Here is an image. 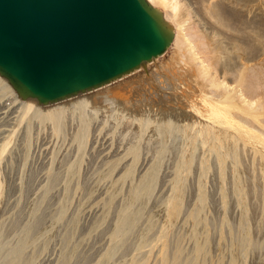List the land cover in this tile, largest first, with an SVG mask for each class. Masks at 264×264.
Here are the masks:
<instances>
[{"label":"bare ground","instance_id":"obj_1","mask_svg":"<svg viewBox=\"0 0 264 264\" xmlns=\"http://www.w3.org/2000/svg\"><path fill=\"white\" fill-rule=\"evenodd\" d=\"M148 1L175 37L145 66L48 105L20 99L0 76L9 118L0 142V264H40L60 227L67 237L59 264H70L95 195L99 218L90 231L106 221L110 231L93 264H264V0ZM152 66L161 73H149ZM38 144L49 158L34 206L60 187L58 209L44 229L31 219L15 230L13 212L2 209L10 197L4 168L20 152L26 178ZM157 189L164 196L153 203Z\"/></svg>","mask_w":264,"mask_h":264},{"label":"water","instance_id":"obj_2","mask_svg":"<svg viewBox=\"0 0 264 264\" xmlns=\"http://www.w3.org/2000/svg\"><path fill=\"white\" fill-rule=\"evenodd\" d=\"M174 37L148 0H0V76L48 105L145 66Z\"/></svg>","mask_w":264,"mask_h":264},{"label":"rangeland","instance_id":"obj_3","mask_svg":"<svg viewBox=\"0 0 264 264\" xmlns=\"http://www.w3.org/2000/svg\"><path fill=\"white\" fill-rule=\"evenodd\" d=\"M158 64L160 65V63H158ZM148 72L151 73L152 75H156L157 73L160 72V69L157 68V66H152L151 68L148 69ZM10 102H11V100L8 99L5 102V104L9 105ZM2 111H3V109H0V113ZM8 119L9 118L5 117V115L4 114L2 115V113H1V115H0V142L1 143L4 140L3 137L4 138L6 137V136H3V135L5 133L7 134L6 128L8 129V126H7ZM4 129L6 130V132H5ZM38 146H40V145L38 144L37 147ZM37 149H39V147ZM34 150H36V149H34ZM34 150L32 151V155H35V153H37V154L35 155V157L34 156H31V159L33 157L34 160L32 159L33 161L31 160L28 163L29 166L26 165L29 169L27 167H25V165H24V167L26 169H28V170H26L24 168L25 169V173L24 174H26L25 175L26 178L23 177L24 180L21 179L22 177L20 178V176H19V174H21V176H23V174H22L24 172V170L22 169L23 166L22 165H19L17 163L22 158V156H21V158H20V156H16V155H19L20 152H17V154H15V156L18 157V158H14L15 156L13 157L14 160H12L13 162L10 163V164H13V165H11L12 168L7 167V166H6V168H4V170L7 169V171H5V175L7 174V176H5V178L7 177L6 178L7 181L4 178V180H5L4 183L6 182L5 190L6 191L7 190H10L9 192L7 191L8 193L6 192L7 195L10 196L9 197L10 199L7 197L8 198L7 200H9V201H7L6 200V197H5V200H6L5 201V204L7 202H9V203H8V206L6 205L5 207H4V204H3V208L2 209L5 208L6 210H8L9 213L10 212L11 213L13 212L12 214L10 213L11 214L10 218L12 217V215H14L13 216L14 218L13 219L11 218L10 221L9 220L8 221L11 222V223H12L11 220L16 221L15 223H12L14 225L12 228H15V230L20 229V227H22V224H26L27 222L30 223L29 221H31V219H32V222L31 223H33L34 230H36L35 229L36 227L38 228L39 226L41 227L42 225H43L42 226L43 228L42 227L41 228L44 229L45 228L44 225L47 224L49 226L50 225V224H48V222H50L49 219L51 220V216L52 215L54 216V214L57 212V210H53V209L54 208L58 209V201H57V198L59 200V194L58 193H60V187L58 188L59 190L56 188L50 195H48V198H46V201L45 202H44L45 199L42 200L44 202V204L37 205V206L35 205L34 206L36 200H39L37 198H40V197H38V194L41 193V192L38 193V190L37 189H38V187L40 188V185H42L43 181H45V178H46L45 171L43 173H41L42 171H39V170H43L44 163H45L46 159L49 158V157L46 158L47 157L46 156L47 155V152H46V150H44V148H43V152L44 153L42 151H40V150H42V148L39 149V151L41 152V154H39L40 152L38 150H36V151H34ZM49 155L50 154L48 152V156ZM43 160H44V162H43ZM16 163H17V165H16ZM21 163H23V158H22V162L20 161V164ZM30 163H33L31 165V167H30ZM10 164H8V165L10 166ZM39 166L42 169H39ZM8 168H10V169H8ZM20 169H22V171H21L22 173H19L20 172ZM26 171L28 172V174H27ZM42 175H44V176H42ZM85 178H87V179L83 181L84 184L89 185L90 184L89 183L90 180L88 179L87 176ZM85 181L88 182V183H85ZM46 182L47 181H45L43 184H45ZM39 183H40V185H39ZM56 190H58V193H56L57 192ZM19 191H20V193H19ZM39 195H41V194H39ZM57 195H58V197H57ZM49 196H52V197L50 198ZM163 196H164V192H162L161 189H157L153 193L151 201L153 203L159 202L162 199ZM78 197H80V195L77 196V198L75 199V201H74L75 202V205L70 210V215H73L76 212V200H77V203H78V199H79ZM98 197H99V195H95L92 198V201L89 202V203H87L84 206V210L81 213V217H80L81 218V222H80V226L81 227H80L79 231L77 232L75 239L81 238L82 236H85V235H86V238L79 245V248H78V250L76 252L75 258H74V260L70 264H93L99 258V256L106 250V247H107L108 242H109V238H108L109 231H110L109 230L110 229L109 222L108 221L102 222L98 226V228L96 230L90 231L92 224L99 218V209H98L97 203L95 204V202L98 200ZM213 199H215V201H217V197H215V194H213V195L211 194V196H209V200H213ZM55 201H56V203H55ZM38 203H39V201H38ZM53 203H54V205H53ZM215 204L217 205V202ZM56 205H57V207H56ZM216 205H214V208L213 209H215ZM6 207H10L13 210H11L10 208L7 209ZM6 210H3V212L6 211ZM9 210H11V211H9ZM33 210H34V212H33ZM220 210L221 209L218 206V208L214 210L215 213L217 211V213L215 214V213H213L214 211L211 208L209 209L208 217H210L211 221H212V217H214L213 214H215V215L218 214V217H219V213L218 212H220ZM6 216H8V215L6 214ZM220 217H221V212H220ZM220 217L218 218V221L220 220ZM215 218H217V217L215 216ZM215 218H213V220ZM8 219H9V217H8ZM34 220L37 222V224H35L36 227H35L34 222H33ZM214 221H215V222H213L214 225L212 223L213 229L215 231L216 230L219 231L218 230L219 228L217 227L218 228L217 229L215 227V225H217L218 223H216V220H214ZM18 222H19L20 225L18 224L19 228L16 229ZM219 223H220V221H219ZM47 225H46V227H47ZM63 225L64 224H62L61 226L63 227ZM7 226L9 227L8 223H7ZM11 226L12 225H10V228H11ZM64 227H66V226H64ZM33 228L31 230V233L34 231ZM42 229H39V230L42 231ZM63 229H64L63 230L64 232H62L61 227L57 230L56 237L51 242H49V245L47 246L48 249L46 250V253H44L45 251H43V253L45 255H41V258H42V256H43V258L41 260H39L41 262V263L39 262L40 264H59L60 263V258H59V255H60V247H61L60 244L61 243L63 244L65 241L62 240V239L65 238V237H67V235H66V228H63ZM226 230H228V229H226ZM38 231H36L38 233L37 235L36 234L35 235L32 234V235L33 236H39L40 233ZM64 234L66 236H64ZM174 237H175L174 233L173 234L171 233V247H176V245H175V243H176V240L175 239L176 238H174ZM61 240L64 241V242H61ZM65 240H66V238H65ZM133 241H134V236L128 237V239L126 241V247H127V249H129L130 247H132ZM185 246H186L187 250L190 249L188 245L185 244Z\"/></svg>","mask_w":264,"mask_h":264}]
</instances>
